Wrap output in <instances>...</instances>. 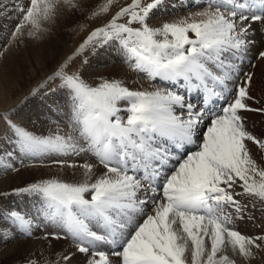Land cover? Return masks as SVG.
Returning <instances> with one entry per match:
<instances>
[{"label":"snow or ice","instance_id":"1","mask_svg":"<svg viewBox=\"0 0 264 264\" xmlns=\"http://www.w3.org/2000/svg\"><path fill=\"white\" fill-rule=\"evenodd\" d=\"M115 3L103 0L92 9L89 20L108 19L0 112V168L19 172L50 159L79 173L0 192L39 201L35 213L0 208V242L69 243L71 250L55 260L29 253L24 264H71L77 253L85 264H245L254 250H264V233L236 227L248 209L240 198L253 208L258 200L264 210V167L250 148L264 152V139L249 130L245 113L264 114V103L251 93L255 74L241 65L256 48L257 32L264 37V27H255L264 25V0H206L200 10L159 22L165 0H127L113 12ZM13 10L19 22L0 46V59L19 43L45 39L62 13L85 12L82 0H30ZM109 46L150 87L86 76L85 53ZM257 56L264 60V42ZM62 98L67 123L56 115ZM30 101L53 117L45 132L18 122Z\"/></svg>","mask_w":264,"mask_h":264},{"label":"bare ground","instance_id":"2","mask_svg":"<svg viewBox=\"0 0 264 264\" xmlns=\"http://www.w3.org/2000/svg\"><path fill=\"white\" fill-rule=\"evenodd\" d=\"M16 1L0 0V31H5V38L10 35L11 27L15 28L19 22V18L13 17L16 15V11L13 10L14 3H19ZM205 2L206 0H165L162 8L157 11L156 22L174 19L187 15L189 12L200 10L197 6L203 5ZM82 3L85 12L62 13L57 19L58 27L60 26L62 29L60 31H58L59 29H54L52 31L54 33L53 38L47 36L43 39V44L38 45L37 49L30 53L29 60L26 61L25 57H21L19 44L16 46L17 53H15V58L7 53L5 58L0 59V110L4 111L11 108L21 101V98L31 88L36 86L44 76L51 72L57 62L73 52L85 38L88 31L108 19L107 16L97 20L88 19L91 10L98 4L103 3V0H82ZM125 3H127V0H118V3L113 5L112 11H116L120 5ZM81 25H87L85 31H80ZM255 27L260 29L264 25L257 24ZM61 35H65L66 40L62 39ZM262 42H264V37H261L258 31L256 48L243 60L241 67L243 71L255 74L251 93L264 103V60L256 57L258 51L261 50ZM28 43L31 45V41H28ZM85 55L90 61L89 64L85 65L87 69L85 74L88 77L125 78L129 80V86L132 88H147L151 85V82L147 78L137 76L128 70L118 55L115 46H109L107 49L101 50L98 55H90L88 53H85ZM131 81H135V83ZM157 84L162 87L168 86L160 81H157ZM195 97L196 95H193L192 99L198 103L195 101ZM60 106L63 111L56 113V115L60 116L64 123H67V104L63 98L60 100ZM252 107L258 108L261 107V104L252 103ZM42 112H44V109L37 107L34 102L30 101L22 109L17 119L27 127H34L35 130L41 129L45 132L49 127L48 121L52 120L53 117L49 114H41ZM245 115L249 130L257 137L264 139V115L257 112H248ZM34 121L35 123H33ZM206 123L205 126L201 127V133L206 131ZM2 147L4 146L2 145ZM250 148L253 158L264 167V152L251 147V145ZM192 150H195V146L188 147V151ZM53 176L72 180L78 179L79 173L74 177L73 169L62 168L58 164L51 163L50 159H45L40 164L35 163V166L20 167L19 172H6L0 168V192L10 191L12 188L22 186L28 181ZM17 198L10 197L7 201H3L0 198V207L18 208L29 213L36 212L39 201L23 197L18 203L12 205V202L18 201ZM240 199H242V202L248 204V209L245 213V218L236 222L238 230L250 236L264 233V210H262L260 202L257 200L255 202L256 206L253 208L251 201L246 197ZM227 210L233 211L232 209ZM249 216L253 217V219H249ZM3 224L4 220L0 219V225ZM70 250L69 243L66 240H52L49 246L42 238L34 237L31 240L18 238L8 243L0 242V264H24L29 253H43V259L51 258L55 260L57 255ZM254 253V257L245 262V264H264V250H254ZM71 264H85L84 256L77 253L73 257Z\"/></svg>","mask_w":264,"mask_h":264},{"label":"rangeland","instance_id":"3","mask_svg":"<svg viewBox=\"0 0 264 264\" xmlns=\"http://www.w3.org/2000/svg\"><path fill=\"white\" fill-rule=\"evenodd\" d=\"M18 4H21V5H23L24 7H27L28 5H29V2H30V0H17L16 1ZM14 5H16V3H14ZM14 18H19V13H17L16 12V15L15 16H13ZM13 18V19H14ZM58 22L56 21V23L54 24V25H52V30H51V33L48 35V36H50L51 38H53L54 37V33L52 32L54 29H59L58 31H60L62 28L59 26L58 28ZM14 29V27L12 28L11 27V29H10V33L12 32V30ZM5 31H0V46H4L6 43H7V41H8V39L10 38V35H8L7 36V38H5V35H6V33H4ZM61 34V33H60ZM63 35H61V38L62 39H65L66 38V36L64 35L63 37H62ZM66 40V39H65ZM40 44H43V40L42 41H31V45H29V43H28V41L26 42V43H19V51L21 52V57L22 58H24L25 57V60L27 61V60H29V56L31 55L30 53L33 51V50H35V49H37V47H38V45H40ZM11 49H13V50H10L8 53L9 54H11L12 55V57H14L15 58V53H17V50H16V46L15 47H12ZM83 57H81V59H82ZM80 62H81V60L80 59H77V61H76V65L77 66H79L80 65ZM23 64H25L24 62H23ZM25 70V69H24ZM45 78V76L43 77V79ZM42 79V80H43ZM42 80H40V81H42ZM39 81V82H40ZM0 112H3L2 110H0ZM18 122H20L19 120H18ZM21 123V122H20ZM25 125V124H24ZM26 126V125H25ZM28 128L29 129H32V130H34V131H37V132H43L41 129L40 130H35L34 129V127H29L28 126ZM0 129H3V123L2 122H0ZM3 138H5V137H0V139H3ZM4 146V145H3ZM0 147H2V145H0ZM17 163H18V161H17ZM36 164H40V162H36ZM17 166H19V163L17 164ZM25 167V166H24ZM27 167V166H26ZM29 182H32V181H28L27 183H29ZM10 197L12 198H15L16 196H9V197H7V198H1L3 201H7L8 199H10ZM24 198H28V197H24ZM22 198L21 197H18L17 198V202H12L11 204L12 205H14V203H18L20 200H21ZM29 199H31V198H29ZM25 200V199H24ZM20 205V204H19ZM1 208V207H0ZM4 208H6V207H4Z\"/></svg>","mask_w":264,"mask_h":264}]
</instances>
